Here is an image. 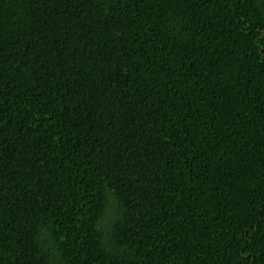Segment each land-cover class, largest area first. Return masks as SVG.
<instances>
[{
  "label": "trees",
  "instance_id": "obj_1",
  "mask_svg": "<svg viewBox=\"0 0 264 264\" xmlns=\"http://www.w3.org/2000/svg\"><path fill=\"white\" fill-rule=\"evenodd\" d=\"M0 264H264V0H0Z\"/></svg>",
  "mask_w": 264,
  "mask_h": 264
}]
</instances>
